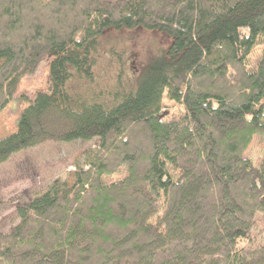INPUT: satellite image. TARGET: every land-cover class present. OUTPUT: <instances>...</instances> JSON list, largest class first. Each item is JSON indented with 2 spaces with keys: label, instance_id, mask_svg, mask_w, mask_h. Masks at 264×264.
<instances>
[{
  "label": "trees",
  "instance_id": "obj_1",
  "mask_svg": "<svg viewBox=\"0 0 264 264\" xmlns=\"http://www.w3.org/2000/svg\"><path fill=\"white\" fill-rule=\"evenodd\" d=\"M139 27L172 42L136 91L74 97L70 67L92 79L104 32ZM46 55L49 91L0 138V164L98 141L18 205L0 264H264V243L243 245L264 215V158L244 155L264 136V0H0V111Z\"/></svg>",
  "mask_w": 264,
  "mask_h": 264
},
{
  "label": "rangeland",
  "instance_id": "obj_2",
  "mask_svg": "<svg viewBox=\"0 0 264 264\" xmlns=\"http://www.w3.org/2000/svg\"><path fill=\"white\" fill-rule=\"evenodd\" d=\"M171 42V37L158 30L108 28L94 53L96 63L92 79L79 74L71 66L76 78L68 82V90L86 103L112 107L125 94L136 91L152 60L167 49ZM52 57L46 55L33 73L22 77L9 104L0 111V138L17 129L24 108L38 92L49 91ZM106 101H111V104ZM97 141V138L72 142L47 141L22 149L1 163L0 233H9L20 222L18 205L31 200L56 179H68L76 165L82 164L83 153L94 147ZM244 155L258 165L264 158V136L255 135ZM111 178L117 180V174ZM255 219L256 227L250 232L251 241L243 245L264 243V215L258 212Z\"/></svg>",
  "mask_w": 264,
  "mask_h": 264
}]
</instances>
